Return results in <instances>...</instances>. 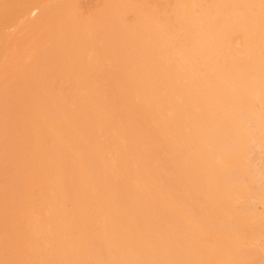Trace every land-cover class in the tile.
Instances as JSON below:
<instances>
[{
  "label": "bare ground",
  "instance_id": "1",
  "mask_svg": "<svg viewBox=\"0 0 264 264\" xmlns=\"http://www.w3.org/2000/svg\"><path fill=\"white\" fill-rule=\"evenodd\" d=\"M14 1L0 264H264V0Z\"/></svg>",
  "mask_w": 264,
  "mask_h": 264
},
{
  "label": "rangeland",
  "instance_id": "2",
  "mask_svg": "<svg viewBox=\"0 0 264 264\" xmlns=\"http://www.w3.org/2000/svg\"><path fill=\"white\" fill-rule=\"evenodd\" d=\"M27 1L26 0L14 1L12 4H10V6L8 7V9H7L6 13H5V16L7 14L10 16V17L7 16V17L10 18V21L8 20L7 17H5V20H8V22L11 23L10 27H12V31L10 33H8V40L13 42L14 44H18L19 45V52H23V53H26L28 51L29 44H21V43L25 42L27 37L31 34L28 31V27H27L26 22L29 23L30 20L34 19L37 14L38 15L41 14V12H40L41 11V7L44 5V4H40V3H42V0H41V2H40V0H39V2L37 0H30V1L27 0ZM54 1L55 0L49 1V2H52V3L46 4L45 8L49 9L50 4H51V8H52V6L54 7V5H53ZM56 1H58V0H56ZM24 2L25 3L27 2V4H29V5L26 4L25 6H27V7L24 6L25 7V8L23 7L24 9H22V7H21V11H20V9L18 10L17 9L18 7H20L22 4H25ZM57 4H58V2H57ZM14 5L17 8H15ZM97 5H98V0H77L76 6H77L78 15L89 13L90 10H94L97 7ZM37 9L40 10V11L38 10V12H40V13L37 12ZM34 12H35V15H34ZM38 15H37V17H38ZM12 16H13V18H12ZM7 28H9V24L6 25V29ZM11 52H12V50L10 48L6 49L4 51V58H7L10 55ZM9 138H10V136H9ZM11 139H13V137ZM8 140H10V139H8ZM261 208L263 209V207H261Z\"/></svg>",
  "mask_w": 264,
  "mask_h": 264
}]
</instances>
